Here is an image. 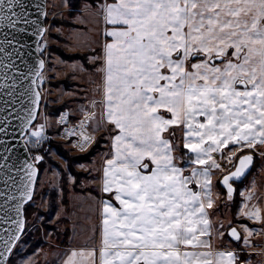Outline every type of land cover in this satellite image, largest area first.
I'll return each instance as SVG.
<instances>
[{"label": "snow or ice", "instance_id": "snow-or-ice-1", "mask_svg": "<svg viewBox=\"0 0 264 264\" xmlns=\"http://www.w3.org/2000/svg\"><path fill=\"white\" fill-rule=\"evenodd\" d=\"M29 7L26 0H0V29L26 31ZM98 11L108 39L104 115L116 130L102 191L112 200L102 201L98 259L95 249L74 250L63 264H238L234 252L212 251L204 239L211 228L205 201L211 208L217 152L235 146L231 162L264 145V0H100ZM0 35V88L7 90L18 79L9 76L17 53L8 51L14 49L8 34ZM174 126L183 131L187 173L165 138ZM252 162L253 155H240L235 171L223 177L229 193L230 178ZM244 214L264 222L255 205ZM229 234L241 239L235 228ZM16 238L0 242L5 251Z\"/></svg>", "mask_w": 264, "mask_h": 264}, {"label": "rangeland", "instance_id": "rangeland-1", "mask_svg": "<svg viewBox=\"0 0 264 264\" xmlns=\"http://www.w3.org/2000/svg\"><path fill=\"white\" fill-rule=\"evenodd\" d=\"M83 1L81 2L78 11H80ZM96 2L90 1L92 5H97ZM69 10L70 7L67 0H47L45 18L46 30L39 45V51L46 60L45 69L38 79V86L42 95L41 107L35 123L27 131L24 137L27 144L35 145L37 136H33L32 133L38 132L40 134L39 128L42 124H45L49 131L55 126V120L50 114H45L43 110L45 103L56 104L60 101L66 102L68 106H70L71 103L69 101H74L72 103L75 107L77 109L80 108L79 112L75 114L80 118H85L84 122H86V127H88V129L94 134V139L96 138V135H99L101 132L104 136L112 131L103 130L95 133L91 129V116L84 111L85 108L89 109V106L91 105L89 103L90 101H88L90 96L87 95L88 89L86 81L80 82L81 74H78L79 78H74L72 72H69L65 76L59 78L57 76L58 72L46 73L47 67L49 65L52 66L54 62V54H57L52 52L50 49L51 46L59 47L66 53H85L88 50L92 51V49H87L83 44L78 46L75 43H72V38H70L71 40L68 38L64 31H68V27H72V25L51 22L53 18L65 19L66 22L68 20L73 22L71 20L73 15L70 16L68 14ZM102 21V16L98 15L94 18V21L91 20L90 23H87L84 27L86 29V35L89 34V31H91V34H94L95 32L99 33L103 26ZM76 26L82 27L81 24L75 23L74 27ZM94 27L95 32L93 33ZM99 41L100 40L97 38L98 43ZM65 42H67V44H65ZM92 43L93 41L90 42V44ZM85 45H87V42ZM93 48L96 49L98 55L89 57V54L86 56V61H84L83 58H77L74 60L65 59L66 61L64 65L66 69L71 66L74 70H78L82 68V65H85L87 68L88 64L97 65L95 63L100 61L101 47L97 45ZM95 57L96 59H94ZM85 73L87 72L85 71ZM48 75L54 77V80L50 81ZM94 76L96 79H94ZM88 78L90 80L94 79L93 84H95L99 75L96 72V74L93 73V76H88ZM60 79L65 80L64 83L59 85L60 89H52L53 92H49L50 88L47 85H54L53 83ZM96 89L97 88L92 90V92L94 93ZM77 116L73 115L72 118L76 119L78 118ZM177 130H181V128L177 127ZM50 132L55 133L56 130ZM170 133L175 139V132L172 131ZM54 140L61 144L62 148L67 150L71 155L86 152L94 143L93 141L88 147L78 148L76 146H71L67 141L64 142L59 139ZM178 140L179 136H177L176 141ZM52 141L53 140H51L50 144L42 146L40 149H32L36 154L35 156L32 155L36 164H41L40 171L33 197L28 202L29 205L25 210L24 231L16 242L7 264H58L60 257L62 258L66 253L70 254L74 250L78 251L79 249H85V247L90 243H93L94 239L97 237L99 219L98 208H96L97 200L94 195L90 193L77 192L74 183L75 179L69 171L67 160L56 151L55 146L52 145ZM35 146L39 147L38 145ZM237 152L238 149L236 148L231 151H224L223 156L218 152L221 162V164L218 163L221 165L220 169H218L220 171L219 174L231 170L232 166L235 165L237 161L236 158L240 152L231 160V162H229V157H227L226 154H229L230 157H232L233 153ZM253 153L258 160L259 167L255 168L257 171H255L254 174L262 175V170L264 168V155H261V153H264V145L258 146ZM37 157H39V159H37ZM89 162L90 161H81L74 164L75 169L84 174V176L80 177V184L78 185L80 188L89 187L90 185V180L88 178L92 167L89 165ZM249 176L250 175H247L244 178V184L247 182ZM97 207H99V205ZM224 216L226 218L223 222L227 223L229 221L228 213ZM66 229L69 230V235H64ZM224 229L225 226L221 228V232L224 231Z\"/></svg>", "mask_w": 264, "mask_h": 264}, {"label": "crops", "instance_id": "crops-1", "mask_svg": "<svg viewBox=\"0 0 264 264\" xmlns=\"http://www.w3.org/2000/svg\"><path fill=\"white\" fill-rule=\"evenodd\" d=\"M96 3L97 5H92L90 1L84 0L80 11H78L71 17V20L74 23L81 24L82 27H77V26L68 27L69 28L68 31H64V32L68 36L69 39L72 38V41H73L72 43H75L78 46L80 44H83L84 46L87 47V49H92V53L89 55V57H94L95 55H98L96 53V49L93 48L94 46L98 45L99 47H101V57L99 59L100 61L98 63H95L97 65L92 64L88 68L85 65H82V68L78 70H74L73 67L71 66L67 67L66 69L64 65L66 60L63 59L61 56L54 54L55 55V57L53 58L54 62L52 66L49 65L47 67L46 73L49 74L50 72L51 73L58 72L57 76L59 78L62 76H65L69 72H72L73 74L72 76L74 78H79L78 74H81L80 82L86 81L87 89H88L87 95L90 96L88 101H90L89 103L91 105L89 106V109L85 108L84 111L88 112L89 110L92 109L90 113L91 129L95 133H98L103 130H108V131L112 130L111 132H109V134L107 133V135L106 134L104 135L105 141L102 144L104 148L97 151L94 154V156H92L89 162V165L92 167L89 172L90 175L88 178L90 180L89 187L95 188L100 193L107 194L102 191L103 169L105 167V161L107 159L112 158V148H111L112 136L116 132L115 128L108 124L107 120L105 119V115H104L105 113V108H104V74H105L104 73V68H105L104 45L106 42H108V39L105 37L104 32L107 30V28H106L104 20L102 21V25H103L102 29L99 33L97 32L98 34L95 32V27H94L93 33L94 32L95 33L91 34V31H89V34L86 35V29L84 28L87 23H90L91 20L94 21V18L100 15L98 11V6H99L100 1H97ZM97 38L100 40L99 43L97 42ZM91 41H93L92 44H90ZM86 42H87V45H85ZM65 44H67V42H65ZM94 59H96V57ZM85 71L87 73H85ZM96 72L98 73L99 78L97 79L96 83L93 84L94 79H96L95 76H94V79L92 80H90L88 76H93V73L96 74ZM50 75H48L49 76L48 78L50 79V81L54 80V77ZM59 85L58 86H54L50 84L47 85L50 88L49 92H53L52 89H60ZM95 88L97 89L93 93L92 90H94ZM69 102L71 103L70 106H68L67 104V106L61 111L67 110L68 112L71 113L72 117L73 115L77 116L75 113H78L80 108L77 109L75 107V105L72 103L74 101H69ZM60 103L61 102L59 101V103L57 102L56 104H60ZM46 105H54V104L45 103L44 107ZM44 112L47 115L50 114L46 112L45 109H44ZM60 112L55 115L50 114V116H52V118L55 120V126L54 128H51L50 131L56 130L55 127L57 125V116L60 114ZM161 114L164 115L165 117H170V114L164 112L163 110H161ZM172 131L175 132V136H176L175 139L171 136L170 132ZM177 136H179L178 141H176ZM165 138L169 139L171 144L174 146L173 155L176 158V163L180 165L181 167H183L186 173L190 172V168L188 164L184 162L187 159V155H186L187 150L185 152L184 157L181 155L179 151L180 147L184 143L182 129L177 130V127L174 126L168 133L165 134ZM234 148L236 147L231 146L227 150L231 151ZM220 155L217 152L214 155V159L217 161V163L221 164L220 159H219ZM255 171L253 172V174H250L245 184L243 182L238 187V193H239L240 200H239L238 205L235 207V210H232L231 199H228L227 196H224L223 192L221 191V189L219 188L217 184L218 178L223 173L219 174L220 171L218 169H212V175H211L212 185L210 189V196L213 201L212 207L207 208V201H205L206 219H208L211 225V228L209 229L210 235L206 236L204 239L207 240L211 244L212 251H224V252L232 251L234 252L238 260V264H241V263L242 264L244 263L245 264H264V252L260 251L262 249L261 244L264 241V236L259 234L263 228L264 222L257 221L255 219H250L247 215L244 214V212L246 211V206L247 208H251L253 205H255L261 210V214L264 215V168L262 170V175L254 174ZM85 193H90L94 195L95 199L97 200L96 208H98L99 219H98L97 237L94 239L93 243H90L88 246L84 245L87 247H85V249L83 250H91V249L97 250V259H98V250L101 247L102 201L112 200V196L109 194L111 196L109 198V197L97 196L93 192H85ZM249 193L252 194L250 200L247 199ZM113 203H115V201H113ZM98 205L99 207H97ZM227 213L229 217V221L227 222L228 224L226 222L225 223L223 222V220L226 218L224 215ZM224 226H225V229L224 231L221 232V228H223ZM231 226H236L240 230L241 239L239 242H233L227 235V230ZM248 231H251L253 234L251 236H248ZM223 233L225 234L226 237L224 236ZM244 237H248V240H249L248 243H245ZM239 246L240 247L242 246V247L240 248ZM201 250H205V249H201ZM240 252H243L245 254L240 253ZM68 256H69V253H66V255H64L62 258L60 257L58 264H63V262L68 258Z\"/></svg>", "mask_w": 264, "mask_h": 264}, {"label": "water", "instance_id": "water-1", "mask_svg": "<svg viewBox=\"0 0 264 264\" xmlns=\"http://www.w3.org/2000/svg\"><path fill=\"white\" fill-rule=\"evenodd\" d=\"M26 2L30 5L28 11L29 19L32 21L26 27V31L13 32L10 29H0V32L8 34V39L13 40L14 49L9 48L8 51L11 53L15 50L17 53L11 57L16 69L9 72V76L15 75L18 78L16 84L11 89L0 88V127L6 129L0 133V157H2L0 158V242L8 240L15 233L17 238L10 244L12 250L24 231V208L33 197L39 174V167L23 139L35 123L40 111L42 95L38 79L46 65V60L39 51V45L46 30L47 0H26ZM3 39L4 36L0 35V41ZM0 59L3 58L0 57ZM41 61H43V67H40ZM7 62V60L4 61V63ZM9 91L13 95L9 96ZM35 92L39 93L38 100H35L32 95ZM30 110L33 112L32 117L29 116ZM29 119L30 123H28ZM242 155L253 154L247 152ZM238 160L239 157L234 167L219 179V184L225 190L228 199H232L235 194V183L244 180L255 162L253 155V162L245 172L240 177L230 178L232 192L229 193L228 186L224 185L222 180L225 175L235 171ZM28 165H31L30 171L34 174L31 179L28 175ZM17 220L23 223V227L18 230L13 223ZM231 228L237 229L241 237L240 230L236 226L228 228L227 235L233 242H239L240 239L237 240L229 234ZM11 252L5 251L3 243H0V256L4 257L0 264H7Z\"/></svg>", "mask_w": 264, "mask_h": 264}, {"label": "trees", "instance_id": "trees-1", "mask_svg": "<svg viewBox=\"0 0 264 264\" xmlns=\"http://www.w3.org/2000/svg\"><path fill=\"white\" fill-rule=\"evenodd\" d=\"M68 1V4H69V7H70V10L68 12V14L70 16L74 15L80 5H81V2L83 0H67ZM88 1H100V0H88ZM51 22L53 23H56V24H67V25H72V26H75V23L74 22H71V21H67L65 19H59V18H53L51 20ZM50 49L52 50V52H55L57 54H59L63 59H66V60H74V59H77V58H83L84 61H86V56L91 54L92 51L88 50L86 51L85 53H66L64 50L60 49L59 47H55V46H51ZM92 64H88L87 66H91ZM65 80H57L56 82H54V86H58L59 84L61 83H64ZM67 106V103L66 102H61L60 104H54V105H46L44 107L45 111L50 113V114H58L62 109H64L65 107ZM104 136H103V133L101 132L99 135H96V138L94 140V143L90 146V148L82 153V154H76V155H71L68 153L67 150H64L62 148V145L55 142V140L52 141V145L55 146L56 148V151L59 152L60 155H62L66 160H67V163H68V166H69V171L72 173V175L74 176V183H75V189L79 192H93L95 195L97 196H100V197H111L109 194H103V193H100L98 192V190H96L95 188H92V187H82L80 188L78 185L80 184V177L84 176V174H82L81 171H78L75 169L74 167V164H76L77 162H81V161H90L92 156L99 150L103 149V142H104ZM181 155L184 157L185 155V152L186 150L183 149V147L181 146L180 149H179ZM249 151L245 150L243 152H240L239 155L237 156V158L244 154V153H247ZM254 155L253 152H250ZM236 158V160H237ZM254 158H255V162H254V165H253V168L251 170V172L248 174L250 175L251 173H253L255 171V168L258 167V160L257 158L255 157L254 155ZM38 167H39V171H40V165L39 163H37ZM234 166H232L233 168ZM231 168V169H232ZM224 174V173H223ZM222 175V174H221ZM221 177V176H220ZM220 177L218 178V181H217V184L219 186V188L221 189V191L223 192L224 196L225 195V190L220 186L219 184V179ZM244 181V180H243ZM243 181H241L240 183H235V194L233 196V198L231 199V205H232V210H235V207L238 205L239 203V200H240V197H239V193H238V187L241 185V183H243ZM53 204V203H51ZM29 204L27 203L25 205V210H26V207L28 206ZM66 232L64 233V235H69V230L66 229L65 230ZM9 260V258H8ZM241 260V259H240Z\"/></svg>", "mask_w": 264, "mask_h": 264}, {"label": "built area", "instance_id": "built-area-1", "mask_svg": "<svg viewBox=\"0 0 264 264\" xmlns=\"http://www.w3.org/2000/svg\"><path fill=\"white\" fill-rule=\"evenodd\" d=\"M91 111L92 109L89 110L87 113L90 115ZM84 119L85 118L80 117L73 119L70 112H68L67 110L61 111L60 114L57 116V125L55 133H51L49 130H47L46 125L42 124L39 128V137L37 136L35 141V145H38L39 147L33 144L26 143L28 145L29 150L31 149V154L35 156L36 154L32 149H40L42 146L50 144L51 140L54 139L63 140L64 142L67 141L71 146H76L78 148H85L86 146L88 147L95 139L94 134L88 129V127H86V122H84ZM69 131L74 134L69 135ZM81 133H83L89 138L87 142H84ZM23 140H25V138ZM226 156L229 157L228 154H226ZM259 234L264 236V225ZM261 248L262 249L260 251L264 252V241L261 244Z\"/></svg>", "mask_w": 264, "mask_h": 264}]
</instances>
